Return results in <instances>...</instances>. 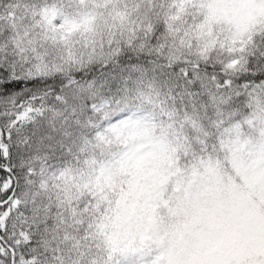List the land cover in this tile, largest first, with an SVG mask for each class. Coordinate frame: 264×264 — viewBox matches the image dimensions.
I'll return each mask as SVG.
<instances>
[{"label": "snow or ice", "instance_id": "6c2138e0", "mask_svg": "<svg viewBox=\"0 0 264 264\" xmlns=\"http://www.w3.org/2000/svg\"><path fill=\"white\" fill-rule=\"evenodd\" d=\"M0 264H264V0H0Z\"/></svg>", "mask_w": 264, "mask_h": 264}]
</instances>
